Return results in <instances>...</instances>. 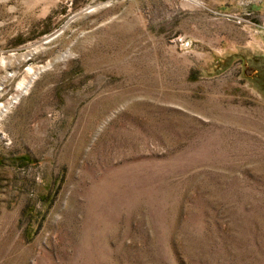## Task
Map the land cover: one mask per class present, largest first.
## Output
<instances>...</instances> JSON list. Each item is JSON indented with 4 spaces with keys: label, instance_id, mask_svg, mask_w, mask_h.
I'll use <instances>...</instances> for the list:
<instances>
[{
    "label": "rangeland",
    "instance_id": "1",
    "mask_svg": "<svg viewBox=\"0 0 264 264\" xmlns=\"http://www.w3.org/2000/svg\"><path fill=\"white\" fill-rule=\"evenodd\" d=\"M0 105V264H264V0H0Z\"/></svg>",
    "mask_w": 264,
    "mask_h": 264
},
{
    "label": "bare ground",
    "instance_id": "2",
    "mask_svg": "<svg viewBox=\"0 0 264 264\" xmlns=\"http://www.w3.org/2000/svg\"><path fill=\"white\" fill-rule=\"evenodd\" d=\"M29 83H22L20 85V88L18 89V93H17V97H21L23 96L24 94H27L28 90H29ZM10 108V105H0V114L3 113L6 110H8ZM1 119V117H0Z\"/></svg>",
    "mask_w": 264,
    "mask_h": 264
}]
</instances>
